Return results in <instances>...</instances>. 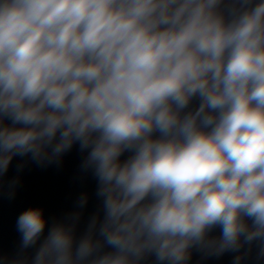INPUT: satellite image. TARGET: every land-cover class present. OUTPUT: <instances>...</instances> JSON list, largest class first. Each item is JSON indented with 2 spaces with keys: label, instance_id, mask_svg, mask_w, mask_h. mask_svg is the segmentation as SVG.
Returning <instances> with one entry per match:
<instances>
[{
  "label": "clouds",
  "instance_id": "9594fccd",
  "mask_svg": "<svg viewBox=\"0 0 264 264\" xmlns=\"http://www.w3.org/2000/svg\"><path fill=\"white\" fill-rule=\"evenodd\" d=\"M222 4L0 0V176L78 143L102 201L78 240L79 213L53 223L31 264L264 260V0ZM46 224L19 215L22 250Z\"/></svg>",
  "mask_w": 264,
  "mask_h": 264
}]
</instances>
